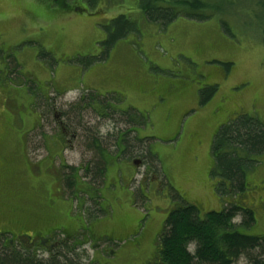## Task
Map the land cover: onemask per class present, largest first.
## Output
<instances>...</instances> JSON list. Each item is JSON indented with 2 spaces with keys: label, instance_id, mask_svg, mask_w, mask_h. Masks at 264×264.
Wrapping results in <instances>:
<instances>
[{
  "label": "rangeland",
  "instance_id": "1",
  "mask_svg": "<svg viewBox=\"0 0 264 264\" xmlns=\"http://www.w3.org/2000/svg\"><path fill=\"white\" fill-rule=\"evenodd\" d=\"M68 2L84 11L0 0V227L56 229V241L66 228L74 234L60 249L68 264H142L154 258L175 193L201 215L235 202L217 189L211 145L218 126L238 113L264 125V6L228 0L206 20L178 17L162 27L146 21L137 0H100L90 11L86 0ZM118 14L129 15L136 32L107 60L86 66L85 56L102 53L105 27ZM209 85L214 94L198 105ZM53 104L75 134L70 146L56 141ZM127 108L143 122H131ZM126 132L140 141L120 149L114 136ZM91 147L102 155L97 178L88 170ZM255 159L246 171L254 222L239 225L237 215L233 223L264 236V208L253 192L264 178V153ZM73 241L82 245L68 250Z\"/></svg>",
  "mask_w": 264,
  "mask_h": 264
},
{
  "label": "trees",
  "instance_id": "2",
  "mask_svg": "<svg viewBox=\"0 0 264 264\" xmlns=\"http://www.w3.org/2000/svg\"><path fill=\"white\" fill-rule=\"evenodd\" d=\"M45 1L65 10L79 12L84 10L81 6L70 4L68 0ZM99 1L86 0L88 10L96 9ZM227 1L137 0V4L146 21L164 27L178 17L206 20L212 16L209 14L221 12L218 3ZM260 3L264 6V0H260ZM136 25L129 15L118 14L112 18L110 24L105 27L106 35L101 41L102 53L99 56H85V65L89 66L96 60H105L118 40L136 32ZM262 40L264 43V29ZM214 91V85L201 88L198 105L208 101ZM122 112L128 114L131 122H134L135 117L143 122V115L133 108H127ZM104 137L101 136L100 143H103ZM122 138L121 142H116L120 149L132 146L134 141H140L135 135L127 134V132L124 133V137L122 135ZM89 140L91 141L90 138ZM91 148L95 155L89 162L91 166L88 170L92 172L94 178H97L104 172L102 155L97 148ZM211 153L213 167L210 172L218 176L217 189L220 193L231 192L235 202H228L218 211L208 210L201 215L198 206L186 202L175 193L176 202L170 207L157 235L155 255L148 264H236L240 257H243L247 264H264V236L242 232L233 223V218L237 215L241 216L239 225L249 227L254 222L253 211L244 204L243 195L248 187L246 171L256 164L255 157L264 153V125L253 115L236 114L218 126L212 139ZM145 154L148 153L145 152ZM65 183L69 188L74 187L73 179L69 182L68 178H65ZM190 246L193 249H190ZM6 252L0 251V256L5 255ZM11 258L9 264L29 262L25 255L22 257L12 255ZM62 259L64 263L53 259L44 263L39 261L28 264H68L69 259L66 256Z\"/></svg>",
  "mask_w": 264,
  "mask_h": 264
},
{
  "label": "flooded vegetation",
  "instance_id": "3",
  "mask_svg": "<svg viewBox=\"0 0 264 264\" xmlns=\"http://www.w3.org/2000/svg\"><path fill=\"white\" fill-rule=\"evenodd\" d=\"M158 102H160V99L158 100ZM50 106L53 112V118L55 121L54 124L56 125L58 129L56 141L61 143V146H70L72 143V139L75 137V134L70 133V130L67 127L68 124L64 121V116L62 117L61 111L57 110L54 104ZM37 116H38V119H37L36 126L38 127L39 120L41 118L40 113H38V111H37ZM114 137L116 138L117 142L118 141L121 142V139H123L121 135H115ZM123 137H124V134H123ZM0 161L4 162L2 158H0ZM138 161L139 159L131 160V162L135 165L138 164ZM61 166L66 167L67 165L63 163L61 164ZM55 172H56V175L59 177V179L63 180L62 178L64 176L63 172H60L59 169H55ZM64 185H66V183H64ZM248 187H249V184H248ZM248 187L246 188L248 189ZM256 191H257V201H256L257 207L259 204V208L263 209L264 208V178H262L257 183L256 189H254L253 192L256 194ZM56 192L59 193V191H56ZM246 192L247 190L245 191L243 195L244 204L249 206L247 202ZM55 231L56 229H52L46 234L40 231L39 229H34L30 231L28 227H20L16 232H14L10 230L8 227L5 228V226L1 225L0 227V251H7V252L5 253V255L0 256V264H9L8 262L12 260L11 258L12 255L14 256L17 255L21 257L22 255H25L29 259V262H27V264L30 262L37 263L39 261L42 263L48 262V261L55 259L58 256V254H61L60 257H58L59 259H62V257L64 258L66 255L63 254L62 253L63 251H60V249H62L63 247L65 248L66 242L73 240L72 237L74 234L72 235V233L69 232L66 228L61 229L63 237L56 241L53 239V233ZM72 244H73L72 247H67L68 250L75 249L77 246L80 247L82 245L81 241L76 242V243L73 241ZM9 253L11 254L9 255ZM150 261L144 260L142 264H148V262Z\"/></svg>",
  "mask_w": 264,
  "mask_h": 264
},
{
  "label": "crops",
  "instance_id": "4",
  "mask_svg": "<svg viewBox=\"0 0 264 264\" xmlns=\"http://www.w3.org/2000/svg\"><path fill=\"white\" fill-rule=\"evenodd\" d=\"M129 48H130V44L128 43V49H129ZM110 56H111V54H110ZM109 58H110V57H109ZM109 58H108V59H109ZM105 60H107V58H106Z\"/></svg>",
  "mask_w": 264,
  "mask_h": 264
}]
</instances>
